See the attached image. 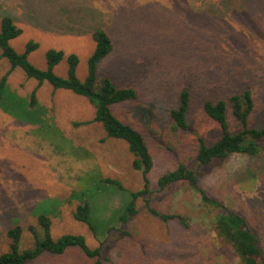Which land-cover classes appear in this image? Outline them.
Listing matches in <instances>:
<instances>
[{"label":"rangeland","instance_id":"374dc122","mask_svg":"<svg viewBox=\"0 0 264 264\" xmlns=\"http://www.w3.org/2000/svg\"><path fill=\"white\" fill-rule=\"evenodd\" d=\"M3 16L21 29L10 40L17 52L27 42L37 43L28 60L40 69L49 49L75 54L80 80L94 50L92 32L106 31L113 48L99 62L97 80L106 77L136 92L111 109L143 135L152 155L150 206L183 214L189 226L151 215L146 196L137 200L138 213L121 223L118 214L129 192L143 187L127 143L108 137L99 122L91 121L95 108L87 98L44 81L36 90L46 109L40 123L0 103L1 253L7 251L5 233L13 223L23 225L21 248L32 247L35 236L27 226L33 225L40 239L36 216L45 213L53 238L81 234L89 247L101 245L102 264H241L214 229L212 217L220 209L202 206L200 195L184 181L159 190V176L185 163L211 197L246 219L264 254V147L256 155L233 153L206 165L195 159L197 135L207 144L222 135L203 109L206 100L225 101L234 133L240 128L228 100L248 88L253 98L248 126L264 128V0H0V20ZM66 68L63 58L54 72L65 77ZM8 69V60L0 57V77ZM7 86L26 105L36 80L16 67ZM182 88L189 92L188 130L175 129L170 117ZM104 178L118 180L125 192ZM83 200L90 204L97 236L73 218ZM28 264L93 260L70 249L62 255L42 253Z\"/></svg>","mask_w":264,"mask_h":264},{"label":"trees","instance_id":"16d2710c","mask_svg":"<svg viewBox=\"0 0 264 264\" xmlns=\"http://www.w3.org/2000/svg\"><path fill=\"white\" fill-rule=\"evenodd\" d=\"M21 33V29L9 16L0 20V57L9 62V69L0 77V103L7 107L5 110L19 113L31 123H40L42 114L46 109L38 103L36 90L44 82H49L53 89H67L77 95L87 98L95 108L91 121L99 122L108 137L122 139L128 145L133 155L132 167L139 170L143 179V187L137 191L129 192V200L119 211L118 219L125 223L137 213V200L146 196L147 211L162 221L177 220L184 227L189 223L183 214L178 212H162L150 206L149 172L153 167L152 155L143 135L130 124L120 120L112 111L111 106L136 96L133 88H119L110 79L97 80V66L113 48L109 35L105 30L97 28L92 32L95 43L94 50L87 61V73L83 80L76 74L78 58L75 54L65 56L62 50L49 49L46 52V66L40 69L28 60V55L37 47L35 42H27L23 52H17L10 44V40ZM66 58V76L62 77L54 72V67ZM16 67H20L27 78L36 80V86L29 94L28 104L19 103V97L8 92L7 77ZM6 95H8L6 97ZM6 97V98H5ZM178 104L170 110L172 125L175 129L188 130L187 110L189 107V92L187 88L179 91ZM8 100V103L6 102ZM231 112L236 120L237 132L229 131L224 100L215 102L206 100L203 109L208 116L215 120L221 129V136L214 142L207 144L203 137L196 136L195 159L198 164L206 165L213 159H227L233 153L256 155L264 147V128L248 126V116L253 109V98L250 89L241 93L230 95ZM6 103V104H5ZM80 124L79 122H77ZM76 123V124H77ZM177 181H184L192 190L200 195L201 205L208 209H220L212 217V223L218 236L226 241L240 259L241 264H264V254L259 248L258 238L250 229L246 219L236 211L227 208L220 200L211 197L198 182L196 172L185 163L178 164L174 169L167 170L158 178L159 190L170 188ZM104 182L123 190L122 184L113 178H104ZM125 192V191H122ZM37 223L42 230V237L37 238V230L33 225L28 229L35 236V244L30 248H21L23 225L13 223L6 230L5 240L7 251L0 252V264H28L38 258L42 253L48 252L62 255L70 249L79 252L80 257L93 260V264H102V247L91 248L87 245L81 234L65 233L57 238L51 235V220L45 213H39ZM73 218L85 224L94 236H97L96 226L91 218V207L88 201L78 203L73 212ZM1 238V231H0ZM79 258V257H78Z\"/></svg>","mask_w":264,"mask_h":264}]
</instances>
